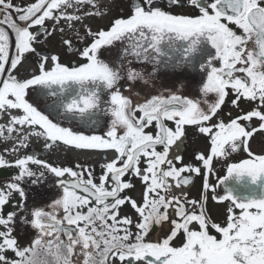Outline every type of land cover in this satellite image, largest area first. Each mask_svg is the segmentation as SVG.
Returning <instances> with one entry per match:
<instances>
[{
  "label": "snow or ice",
  "instance_id": "snow-or-ice-1",
  "mask_svg": "<svg viewBox=\"0 0 264 264\" xmlns=\"http://www.w3.org/2000/svg\"><path fill=\"white\" fill-rule=\"evenodd\" d=\"M166 3L168 8L158 0H131L128 15L93 30L83 21L103 18L112 5L35 0L21 6L0 0L5 13L0 19V114L9 117L0 124V137L17 133L14 152L28 148L31 137L44 141L45 152L59 146L115 152L98 177L86 165L59 166L35 153L13 162L0 155V167L18 169L0 187V264H73L77 250L82 264H264V152L255 153L250 145L255 134L264 132V0ZM173 7L196 11L172 12ZM61 21L84 42L78 48L72 38L62 37L78 60L64 63L60 55L41 54L35 47L41 35L64 33ZM117 43L116 58H104ZM33 53L40 57L38 71L21 79L15 70ZM197 53L203 99L169 92L134 103L121 91L123 80L144 79L129 57L179 67L192 64ZM230 94L240 114L228 113L225 120L219 113ZM241 100L253 106L245 111ZM101 114L111 117L107 132L86 134L100 123ZM189 126L209 141L206 153L193 154L195 164L184 163L181 155ZM238 152L246 157L227 163V175L218 180L227 184L232 178L239 187L226 186L221 195L218 185L209 183L213 161H227ZM46 173L56 178L62 194L48 206L51 210L29 212L22 184L26 179L39 184ZM198 175H203L199 200L176 194L174 188L190 186ZM126 177L143 185L139 201L126 194L135 187ZM209 191L214 201L229 202L223 222L212 221L205 210ZM13 193L21 198L17 207L27 213L22 223L37 231L26 246L13 235L17 211L3 214ZM126 204L135 219L120 215Z\"/></svg>",
  "mask_w": 264,
  "mask_h": 264
},
{
  "label": "flooded vegetation",
  "instance_id": "flooded-vegetation-1",
  "mask_svg": "<svg viewBox=\"0 0 264 264\" xmlns=\"http://www.w3.org/2000/svg\"><path fill=\"white\" fill-rule=\"evenodd\" d=\"M35 2V0H13L14 4L21 6H26L28 3ZM102 4L112 5V10L108 12L103 18L90 17L83 21L84 24L89 25L93 30H96L98 27L106 26L110 20L118 15H128L129 14V4L131 0H101ZM159 6L162 8H168L166 0H158ZM172 12H183V13H194L196 10L185 7L184 9L180 8H171L169 9ZM69 11H74L69 9ZM4 12L0 11V19L3 18ZM14 14V13H13ZM46 24L51 26L52 21H46ZM61 27L65 28L64 33L57 31L55 35L50 37H45L41 35L39 38L40 42L35 44L37 51L41 54H58L61 57V62L67 63L69 61L78 60L77 53H70L65 45L62 43L63 38H72L73 44L82 48L84 42L80 41L74 33V30H70L66 26V22L61 21ZM76 30H79L83 34V28L80 24L76 25ZM33 32L36 31V28L32 29ZM252 45L250 44L249 47ZM120 44L117 43L115 46H112L110 53H105L104 58H113L117 56V51L120 49ZM40 59L35 53L28 54L23 62L15 70V74L18 75L21 79L26 78L33 71H38V60ZM132 61L131 67L135 68L137 71L144 73V79L137 81H128L123 80L120 84L121 91L125 95H129L134 103L143 102L145 98H148L152 95L164 94L167 95L169 92H178L181 95H187L192 98L203 99L202 95L199 93V88L201 86V81L204 79V74L199 68V63L202 62L200 59V54H195L194 62L192 64H184L179 67L168 66L165 67L163 64L157 66L153 63L136 60L132 57H129ZM51 61H49V64ZM147 81V82H145ZM33 93L30 90L29 96ZM107 97H105L106 99ZM234 97L230 94L226 99V103L223 105V110L219 113L221 117L225 120L228 119V113H231L232 116L238 115L239 110L235 109L231 105V100ZM203 106V105H202ZM253 105L248 102L241 100L240 108L247 111ZM13 114H17L13 112ZM9 120L7 114H0V124H6ZM215 119L213 123H215ZM65 126H70L67 121L63 122ZM111 123L110 115L101 114L100 123L96 126L95 129H85L86 134H98L103 135L107 132L108 127ZM253 125H257V121L252 122ZM151 130V129H149ZM187 138L184 139L181 155L183 157L184 163H197L194 160V153L207 152L209 141L206 136L198 134L196 128L187 127L186 128ZM7 135V133H5ZM17 133H12L11 138L5 139L0 137V155L4 156L9 162H13L16 158L24 156L27 154H33L39 156L41 159L47 160L49 163H57L59 166H67L75 168L77 163L86 165L87 167L93 169L94 175L98 177L102 168L101 165L107 160L114 158L115 152L108 151H75L72 149H65L63 146L53 148L47 152L43 151L44 141L31 137L28 142V148H20L18 152L12 151V148L17 145L15 137ZM251 150L255 153L264 152V132H258L253 136L250 141ZM172 152H176L177 149L173 147ZM246 157V153L238 152L233 153L229 160L225 161L223 158H217L213 161V174L209 175V183L218 185L217 193L223 195L224 188L226 186H236V182L230 178L227 184H219L218 178H223L227 175L226 165L227 163L236 162L242 158ZM143 166V165H142ZM177 166H180L177 163ZM33 170L37 166H31ZM18 169L14 166L12 167H0V187L4 186L9 182L16 174ZM71 179L70 177H67ZM126 179H131L135 187L129 190L126 194L131 195L133 198L138 201L141 199V194L143 191V185L139 179L135 177H126ZM202 185H203V175L194 176V182L190 186H184L182 189H175L177 195H180L181 192L187 194L189 199L201 198L202 194ZM26 190V199L24 204L26 205L28 211L36 207L44 208L45 210H51L48 206L52 204L55 199H58L62 194V190L59 185L56 183V178L50 173H46L45 179L42 180L39 184L32 185L29 180L22 184ZM213 193L208 192V200L206 204V211L208 212L210 218L214 222H223L227 213V208L229 202H217L212 199ZM21 202V198L18 193H13L11 200L7 205L4 206L3 214L6 215L10 211H17L18 217L14 225L13 235L18 238V241L21 245H28L37 235V231L31 227L30 224L22 223L21 217L26 216L27 213L20 210L17 205ZM58 215H62V212L58 210ZM120 215L125 216L129 215L135 219V213L130 208L129 205H124L120 209ZM2 230V228H0ZM156 233L151 234L152 239H155ZM66 239V238H65ZM9 257L13 256V253L9 251L7 253ZM73 264H82L83 256L79 253V250L72 257Z\"/></svg>",
  "mask_w": 264,
  "mask_h": 264
}]
</instances>
